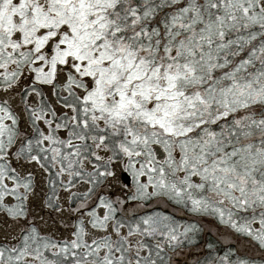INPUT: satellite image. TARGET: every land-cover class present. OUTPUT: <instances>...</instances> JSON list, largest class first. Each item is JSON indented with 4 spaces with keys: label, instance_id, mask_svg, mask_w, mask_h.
Masks as SVG:
<instances>
[{
    "label": "snow or ice",
    "instance_id": "6c2138e0",
    "mask_svg": "<svg viewBox=\"0 0 264 264\" xmlns=\"http://www.w3.org/2000/svg\"><path fill=\"white\" fill-rule=\"evenodd\" d=\"M0 264H264V0H0Z\"/></svg>",
    "mask_w": 264,
    "mask_h": 264
}]
</instances>
